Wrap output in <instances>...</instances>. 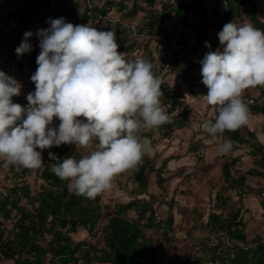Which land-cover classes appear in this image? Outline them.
Instances as JSON below:
<instances>
[{"label":"rangeland","instance_id":"374dc122","mask_svg":"<svg viewBox=\"0 0 264 264\" xmlns=\"http://www.w3.org/2000/svg\"><path fill=\"white\" fill-rule=\"evenodd\" d=\"M256 1L257 16L264 22V0ZM178 2L155 0L151 7L143 3V0H52L50 3L37 4L36 8H42L41 12L32 15L22 30L23 37L27 31L34 33L29 38L32 50L23 56H18L15 51L21 44H14L16 23L0 12V71L22 84L21 94L12 98L14 103L22 106L28 104L27 94L35 91L30 86L31 76L38 67L36 59L41 51L35 33L50 26L47 23L49 18L63 17L73 25L89 24L104 31L114 30L118 48L123 50L120 53H124L127 60H134L137 56L151 59L155 65L154 72L162 82L161 104L174 124L170 129L163 124L159 128L140 133L142 137L151 140L154 149L152 154L147 155L155 170L148 174L147 190L142 194L138 192L130 170L114 178L111 190L98 196L100 219L96 224L90 230L78 228L75 233L68 234L72 244L80 246L76 254L78 264H102L92 256L103 248V226L116 213L117 206L134 201H137V207L146 206L154 212L153 223L143 230L155 250L151 264H212L211 254L205 247L217 242L229 244L226 235L216 225L209 223V215L212 213L230 218L239 209V218L244 223L242 231L247 242L255 237L264 241V116L255 112V106H248L251 125L227 134L224 139H230L233 148L227 155H221L217 142L201 129L204 121L213 122V118L212 107L205 97L207 93L202 88L200 66L192 69L187 79H183L179 72L171 71L165 63H161V57L168 58L173 50L181 51L182 55L196 62L198 55H194L191 49L198 34L194 20L204 22L200 30L204 39L197 46L198 53L222 49L219 39L215 38L217 31L212 23L219 19L225 6L219 4L215 11L214 2L206 0L204 13L187 14L185 23L171 14L158 25L160 32H150L147 27L149 17L168 11ZM133 4L137 6L134 12ZM0 7L7 12L9 2L0 0ZM28 7L26 0H19V5L13 10L27 9L26 13L32 14ZM89 10L95 15L104 12L110 19L120 16L122 22L136 28L138 35L114 25L92 21L88 16ZM233 21L237 24L250 23L244 15ZM185 24L191 25L192 29H187ZM206 41L210 48L205 46ZM33 52L37 53L34 63L31 57ZM173 94L182 97L173 109H169V97ZM259 96H264V87H249L243 95ZM59 123L54 118L50 127H56ZM94 144H98V141H94ZM71 146L81 157L92 151L91 147ZM224 165L228 166L231 178L235 180L234 188L230 180L223 176ZM42 167L43 164L38 169L16 165L6 167L4 158H0V210L8 199L6 210L9 211L8 215L0 214L4 236L12 238L9 232H12L21 209L32 210L31 200L23 195L20 188H28L29 198L36 196L43 185L40 178ZM12 201L16 207L10 206ZM148 215L149 211L145 217ZM122 216L132 221L138 219L135 208L126 210ZM138 222L143 225L145 219ZM50 238L45 234L37 241L46 246ZM88 251L89 255H86ZM49 258L47 256L46 264ZM0 264L14 262L1 258Z\"/></svg>","mask_w":264,"mask_h":264},{"label":"clouds","instance_id":"9594fccd","mask_svg":"<svg viewBox=\"0 0 264 264\" xmlns=\"http://www.w3.org/2000/svg\"><path fill=\"white\" fill-rule=\"evenodd\" d=\"M47 23L48 28L35 33L41 51L27 106L12 99L21 94L22 84L0 71V158L6 167L38 169L43 150L91 147L80 159H60L51 151L48 156L54 161L50 171L69 182L70 192L95 199L111 190L118 174L152 154L151 140L140 133L172 122L161 104L162 82L151 61L142 56L127 60L118 52L114 30L73 25L63 17ZM33 35L24 33L15 50L18 56L32 50ZM217 35L222 49L206 52L199 61L206 101L217 115L201 129L227 155L233 144L223 134L251 125L245 90L264 87V30L232 21ZM205 46L210 48L207 41ZM54 118L60 123L50 127Z\"/></svg>","mask_w":264,"mask_h":264},{"label":"trees","instance_id":"16d2710c","mask_svg":"<svg viewBox=\"0 0 264 264\" xmlns=\"http://www.w3.org/2000/svg\"><path fill=\"white\" fill-rule=\"evenodd\" d=\"M26 1L29 3L28 8L31 9L32 14L26 13L27 9H22L21 11L13 10L19 5V0H7L9 2V10L7 12H4L3 8L0 7L1 14L16 23L15 45H19L24 38L22 30L26 27V22L30 20L32 15L36 16L41 12L42 8L37 9L36 5L50 3L52 0ZM212 1L214 2L213 9L215 11H217L219 4H224L225 6V10L221 12L219 19L212 23V26L217 31L216 39H218L217 34L226 23L233 21L235 18H240L242 15L254 27L264 30V22L257 16L258 7L256 0ZM154 2L155 0H143V3L149 7L153 6ZM205 2L206 0H179L168 11L150 16L147 27L150 32H160L158 25L164 19L170 17L171 14L180 22L185 23L187 14L195 15L198 12H205ZM136 7V4H133V12L136 11ZM103 13L96 15H107ZM118 19L120 21L123 20L120 16ZM99 22L129 31L118 22L111 23L105 20H100ZM203 23L199 20H194L198 34L191 49H193L194 55H198L196 62L187 55H182L179 50H173L168 58L161 57V63H165L171 71L179 72L183 79H187L192 69L198 66L201 68L199 61L203 59L204 54L198 53L197 49L199 48L197 46L204 39V35L200 33ZM185 25L187 29H192L191 25ZM135 34L138 35L136 28ZM121 51L123 50L118 48V52ZM36 55V52L31 55L32 63L35 62ZM147 60L151 61L149 58ZM30 86L35 90V84L32 81ZM181 97L179 94L171 95L169 97V109H173ZM262 108L264 107L255 106L254 110L264 116V109ZM173 124L172 120L171 123H166V127L170 129ZM229 133L227 132V134ZM49 151L55 153L60 159L69 156L76 159L81 158L71 145H61L42 151L44 161L40 171V178L43 181V185L40 188V192L36 196L29 198L28 188H20L23 195L28 200H31L32 210H20V215L14 223L12 232H9V234H12V238L4 236L5 232L1 228L0 223V261L1 258H4L13 261L14 264H46L45 260L49 256L48 264H78L79 258L76 254L80 246L79 244L74 246L68 234L75 233L78 228L90 230L100 219L98 196L95 199H89L70 192L68 188L69 182L61 180L50 171V165L54 161L49 160ZM130 171L137 185L138 192L140 194L145 193L148 186V174L155 171L151 160L145 156L143 163L136 168L130 169ZM223 176L226 180H230V184L234 188L233 183L235 180L231 178L227 165L223 167ZM7 203L8 199L2 204L3 208L0 210V214H9V211L6 210ZM10 206L16 207V203L14 201L10 202ZM134 208L138 215L136 221L122 216L123 212ZM147 211H149V215L145 217ZM239 211V209L236 210L230 218H224L214 213L209 215V223L216 225L226 235L229 242L228 245L217 242L212 246L205 247L206 251L211 254L210 262L212 264H264V241L259 237H255L247 242L242 231L244 223L239 218ZM142 219H145V223L140 225L138 221ZM153 221V210L146 206L137 207V201L117 206L116 213L108 219L102 228L103 248L96 251L92 256L93 259L102 264H151L154 261L155 250L152 242L145 237L143 230L151 225ZM170 221L169 219V223ZM45 234H48L51 238L46 246H43L38 243L37 239L39 237L43 238ZM86 255H89V251L86 252Z\"/></svg>","mask_w":264,"mask_h":264},{"label":"built area","instance_id":"2783aa9c","mask_svg":"<svg viewBox=\"0 0 264 264\" xmlns=\"http://www.w3.org/2000/svg\"><path fill=\"white\" fill-rule=\"evenodd\" d=\"M88 16L90 19H92V21H95V22H99L100 20H105V21H109L111 23H120L123 27L127 28L129 31H133V33H135V28L133 26H131L130 24L126 23V22H122L120 21L118 18H109V16H102V15H95L93 13H90L88 12ZM202 77V76H201ZM202 88L204 89L205 92H208V89L207 87L202 83ZM245 103L248 105V106H264V96H259V97H243ZM24 106H27V104H25ZM212 110H213V122H215V117L217 115V113L215 112V108L214 106H212ZM227 132L229 131H226L224 134H223V137L222 139L225 138V135L227 134Z\"/></svg>","mask_w":264,"mask_h":264},{"label":"crops","instance_id":"0c3cea01","mask_svg":"<svg viewBox=\"0 0 264 264\" xmlns=\"http://www.w3.org/2000/svg\"><path fill=\"white\" fill-rule=\"evenodd\" d=\"M212 107V106H211ZM261 114V113H260ZM262 115V114H261ZM212 117H213V110H212Z\"/></svg>","mask_w":264,"mask_h":264}]
</instances>
